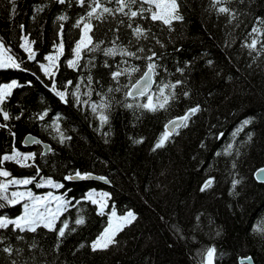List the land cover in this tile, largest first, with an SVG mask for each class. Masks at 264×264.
I'll return each mask as SVG.
<instances>
[{"label":"trees","instance_id":"1","mask_svg":"<svg viewBox=\"0 0 264 264\" xmlns=\"http://www.w3.org/2000/svg\"><path fill=\"white\" fill-rule=\"evenodd\" d=\"M179 3L184 19L174 22L171 30L160 22L139 16L129 20L119 13L92 19L93 42L103 41L101 50L86 52L73 69L67 60L73 58L81 33L82 25L78 28L76 23L87 15L91 0L83 7L79 0H0V41L20 64L18 69H0V84L19 85L0 106L10 116L5 121L0 113V124L6 125L0 127V159L13 150L35 154L30 167L3 161L0 168L12 179L35 177L27 185L33 191L55 190L71 201L60 218L69 222L63 238L58 237L60 221L57 231L0 229V264H208L209 249L215 250L212 264H241L249 256L255 264H264V183L255 178L264 166V0ZM221 6L230 12L220 13ZM137 26L146 30L147 38L137 40ZM25 37L34 42L35 59L29 60L21 47ZM61 38L63 55L50 78L41 64L57 52ZM253 39L258 41L254 50L247 47ZM114 46L140 58L103 54ZM141 47L143 52L138 51ZM153 52L151 62L158 65V74L149 95L158 97L162 84L182 81L174 90L176 98L155 112L135 106L146 103V97L125 95L147 70L146 57ZM132 67L139 71L118 82L112 79L114 71ZM89 75L92 95L81 99L110 107L93 113L71 95L65 102L52 90L55 81L58 91H74L83 77V93ZM196 106L200 111L188 126L153 151L167 123ZM101 112L108 116L107 123H101ZM245 120L251 122L243 125ZM57 126L70 139L61 143ZM28 135L50 144L51 151L45 153L37 143L24 146ZM76 172L102 176L107 182L66 179ZM48 178L63 187L36 186ZM209 179L211 187L201 191ZM0 182L7 180L0 177ZM96 191L109 197L103 215L87 199ZM24 203L0 208V216L21 215ZM112 210L119 215L132 211L137 218L118 233L117 243L93 251L90 244L107 227ZM81 215L86 222L76 225ZM5 247L12 248L11 254L2 250Z\"/></svg>","mask_w":264,"mask_h":264},{"label":"snow or ice","instance_id":"2","mask_svg":"<svg viewBox=\"0 0 264 264\" xmlns=\"http://www.w3.org/2000/svg\"><path fill=\"white\" fill-rule=\"evenodd\" d=\"M227 2V0H215V3ZM60 3H64V0H60ZM80 5L83 7L86 3V0H79ZM115 3L118 7L110 8L106 6L107 4ZM214 3V7H215ZM136 7L133 10V7ZM147 5V7H144ZM90 10L87 11V15L85 17H81L77 23L76 27L81 28V33L78 41L75 43L73 49V58L67 60L68 67L73 69H78L80 65V61L83 59L84 54L96 52L101 50L100 45L103 41L94 43L93 42V24L91 23L92 19L102 20L105 14L113 15L115 13H119L125 16H128L129 20H134L136 17L150 19L153 22H160L164 26H166L169 30L172 29L174 22L182 21L184 19L183 15L180 13V3L179 0H91V4L89 5ZM127 9V11H126ZM220 13H229L230 9L226 6H221L218 8ZM145 13L148 15L145 17ZM60 20H66V16L59 17ZM264 23V21H261ZM131 28L132 25L129 24ZM254 33H260L261 30L259 28H253ZM133 34L139 40L140 38H147L146 30L140 26H137L133 29ZM34 42H30L27 37L24 38V43L21 47L24 48V51L28 53V59H35L36 53L33 51L32 44ZM258 41L257 39H253L247 47L252 48L253 50L256 48ZM115 45V41H113ZM63 40L61 38V42L57 47L56 55H49L45 57V59L49 62L48 65L41 64V68L44 71L45 75L50 78L54 76L53 69L57 68V61L61 55H63ZM139 52H143L144 48H139ZM103 54L105 56H129V57H137L136 52L128 51L127 49H118L117 47H110L103 49ZM156 56V53L153 52L152 55L147 56L146 59L150 61L147 64V70L143 72L141 79L137 80L134 84H132L131 89L126 92V98H135V97H146L147 102L143 104L135 105L136 107L143 108L148 111H158L161 109H165L166 106L170 103L171 100H174L175 97V89L176 87L182 83V81H176L175 83H164L159 88V96L154 97L153 95H149L150 90L152 89L155 81L153 80V76L157 75V67L158 65L153 61V58ZM89 63H92L90 60ZM126 63V61H125ZM107 66V65H106ZM7 68H20V64L17 63L16 59L8 54V49L5 48V45L2 41H0V69ZM139 71L138 67L123 68L118 69L112 73V79L115 81H119V78L125 74H131L133 72ZM93 83L91 75L87 77V86L86 90L81 93V88L84 86V79L81 77L80 82L75 84V90L69 92L67 89L65 90H57L56 83L53 81L52 90L56 92V95L60 97L62 101L66 102V97L71 95L77 105H86L91 107L93 113H96L98 110L106 109L110 107L107 103L95 104L91 103L89 99H81V96L90 97L92 95L91 85ZM68 86H72V81L67 82ZM19 87L16 81H12L10 83L0 84V106H2L5 101L12 95V90L14 88ZM171 89L172 91L166 94V90ZM119 91L120 89H115ZM109 92L113 91L112 88L108 89ZM187 95V93H185ZM133 104H127L126 107H133ZM200 111L199 106L190 108L186 111V113L178 117L172 121H170L165 126V131L163 135L160 137L158 142L154 145L153 151L156 149L162 148L165 146L167 142L170 141V138L173 135L179 134V129L188 126V122L191 117L194 116L197 112ZM0 113H2L3 120L7 121L10 119L9 113L5 111L2 107H0ZM45 113L44 115H46ZM17 119L19 117H16ZM43 119V116L40 117ZM99 119L102 124L107 123L108 116L101 112ZM251 121L245 120L243 121V125L249 124ZM0 127H6V125L0 124ZM56 131L60 132L59 127H56ZM239 131V129L237 130ZM234 133L233 135H235ZM223 135V134H221ZM64 139H70V137H65L62 132H60V142L63 143ZM28 142H35L31 137L28 138ZM142 142V141H137ZM228 150L230 153L231 145H228ZM35 154H22L17 150H13L11 155H4L2 159H0V163L3 161H15L17 164H21V166H32L30 164H22V161L34 160ZM235 167V164H233ZM261 174H264V168H261L256 173L257 177ZM11 174L7 170L0 168V177H9ZM37 175H39V169H37ZM75 177L77 178H87V176H81L80 172L75 173ZM66 179H73L72 176L66 177ZM100 179H105L104 177H100ZM35 180V177L25 178V179H10L7 183H0V208L5 207L6 205H16L21 201H31V203H24L23 205V213L15 218H9L8 216H0V229H8L9 226H12V231L19 232H32L36 233L39 228H45L49 231H57L56 225L57 222H61V227L58 229V237L63 238L66 234V230L69 229V222L67 219L61 221L60 218L63 216L69 209V205L71 201L67 200L64 196H56L51 192L46 195L40 196L35 195L32 191L26 192H18L14 191L8 195V187L9 185H29L32 184ZM238 183V181H237ZM45 185L51 186L52 188H62L63 185L59 183H55L51 178H48L43 184H37V187H43ZM212 180L209 179L206 181L201 191H204L206 188L211 187ZM107 193H95L90 192L87 196V199L91 201V203L98 205L99 214H104V209L108 207ZM53 204L55 205L53 207ZM136 215L132 211H127L124 215H117L115 210H112L108 219L107 227L104 228L102 233L98 235V237L91 242L90 247L93 251H102L107 250L111 245L117 243L116 236L119 232L123 231V229L127 226H130L135 220ZM85 218L83 215L79 216L75 219L74 223L76 225H83L85 223ZM75 230L74 228L72 229ZM18 239H23L22 236L17 237ZM3 241L0 240V243ZM83 246V245H82ZM4 252L11 254L12 248L5 247L2 249ZM214 249H209L207 251V262L208 264H212V258L214 256ZM15 264V262H13ZM243 264V261L241 262Z\"/></svg>","mask_w":264,"mask_h":264},{"label":"water","instance_id":"3","mask_svg":"<svg viewBox=\"0 0 264 264\" xmlns=\"http://www.w3.org/2000/svg\"><path fill=\"white\" fill-rule=\"evenodd\" d=\"M140 79H141V78H140ZM153 80L155 81L154 76H153ZM154 86H155V83L153 84L152 89L150 90L149 94H150V93L152 92V90L154 89ZM135 98H136V97H135ZM174 119H176V118H174ZM174 119H172V120H174ZM172 120H170V121H172ZM170 121H169V122H170ZM169 122H168V123H169ZM168 123H167V124H168ZM29 137H31L32 140L35 141V142H28V138H29ZM35 143L42 144V146L45 147V153H48V152L51 151V146H50V144L45 143V142H42V141H41L38 137H36V136L28 135V136L24 139V145H25L26 147H31V146H33ZM261 168H264V166L261 167ZM261 168H259V169H261ZM259 169H258V170H259ZM258 170L255 172V178H256V180H257L258 182H260V183H264V174H261L259 177H257V175H256V173L258 172ZM83 176H87V178H77V177H75V175H74L72 180H79V179H81V180H82V179H98V180H101V181H103V182H107V179H100V177H97V176L92 175V174H87V175H83ZM240 261H241V262L243 261V264H255L254 259H253L251 256H249V257H245V258H242Z\"/></svg>","mask_w":264,"mask_h":264},{"label":"rangeland","instance_id":"4","mask_svg":"<svg viewBox=\"0 0 264 264\" xmlns=\"http://www.w3.org/2000/svg\"><path fill=\"white\" fill-rule=\"evenodd\" d=\"M9 54V53H8ZM57 54V52H55V53H53L52 55H56ZM10 55V54H9ZM48 61L46 60V62L44 63L45 65H48ZM57 63H58V61H57ZM53 71H54V73L56 72V69H53ZM23 154V153H22ZM26 155V154H25ZM28 162H29V160L28 161H22L21 163L22 164H28ZM6 178V180L8 181V180H10V179H12V177L11 176H9V177H5ZM44 183V182H43ZM45 186H48V185H45ZM27 186L26 185H13V188H11L12 189V191H11V193L12 192H14V191H18V192H25L28 188H26ZM48 192H51L53 195H56V196H61L60 194H58L55 190H50V191H48ZM95 193H97V194H99V193H105V192H101V191H96ZM107 205H108V199H107ZM55 205L53 204V207H54ZM107 208V207H106ZM117 215L119 216V214L117 213Z\"/></svg>","mask_w":264,"mask_h":264},{"label":"bare ground","instance_id":"5","mask_svg":"<svg viewBox=\"0 0 264 264\" xmlns=\"http://www.w3.org/2000/svg\"><path fill=\"white\" fill-rule=\"evenodd\" d=\"M93 173V172H92ZM102 177V176H101Z\"/></svg>","mask_w":264,"mask_h":264}]
</instances>
